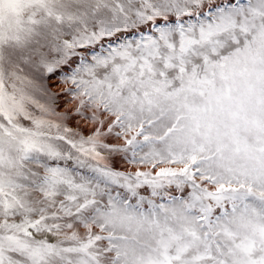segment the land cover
Wrapping results in <instances>:
<instances>
[{
  "label": "snow or ice",
  "instance_id": "snow-or-ice-1",
  "mask_svg": "<svg viewBox=\"0 0 264 264\" xmlns=\"http://www.w3.org/2000/svg\"><path fill=\"white\" fill-rule=\"evenodd\" d=\"M0 264H264V0H0Z\"/></svg>",
  "mask_w": 264,
  "mask_h": 264
},
{
  "label": "rangeland",
  "instance_id": "rangeland-1",
  "mask_svg": "<svg viewBox=\"0 0 264 264\" xmlns=\"http://www.w3.org/2000/svg\"><path fill=\"white\" fill-rule=\"evenodd\" d=\"M65 71H67V70H65ZM53 78L57 81V77H56V76H54ZM66 98L68 99V97L65 96L64 99L66 100ZM66 101H67V100H66ZM117 167H126V166L123 164V162H119V163L117 164Z\"/></svg>",
  "mask_w": 264,
  "mask_h": 264
},
{
  "label": "bare ground",
  "instance_id": "bare-ground-1",
  "mask_svg": "<svg viewBox=\"0 0 264 264\" xmlns=\"http://www.w3.org/2000/svg\"><path fill=\"white\" fill-rule=\"evenodd\" d=\"M52 80H53V81H56L54 78H52ZM57 91H59V88L57 89ZM66 97H67V96H66ZM64 98H65V96L63 97V100H65ZM68 99H69V97H68ZM68 99L66 98V100H68ZM66 100H65V101H66ZM75 124H76V121H73L72 124H71L70 126H73V127H74Z\"/></svg>",
  "mask_w": 264,
  "mask_h": 264
}]
</instances>
